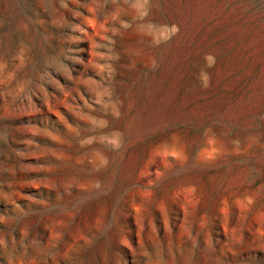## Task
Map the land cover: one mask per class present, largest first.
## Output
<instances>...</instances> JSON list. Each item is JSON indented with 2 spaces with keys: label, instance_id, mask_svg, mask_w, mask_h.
Instances as JSON below:
<instances>
[{
  "label": "rangeland",
  "instance_id": "374dc122",
  "mask_svg": "<svg viewBox=\"0 0 264 264\" xmlns=\"http://www.w3.org/2000/svg\"><path fill=\"white\" fill-rule=\"evenodd\" d=\"M0 264H264V0H0Z\"/></svg>",
  "mask_w": 264,
  "mask_h": 264
}]
</instances>
